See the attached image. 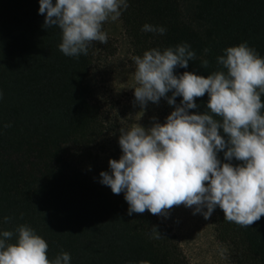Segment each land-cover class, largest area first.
<instances>
[{"label":"trees","instance_id":"16d2710c","mask_svg":"<svg viewBox=\"0 0 264 264\" xmlns=\"http://www.w3.org/2000/svg\"><path fill=\"white\" fill-rule=\"evenodd\" d=\"M38 7L0 0V229L27 225L47 242L49 259L67 252L70 264H189L157 215H129L123 193L98 182L120 153L110 114L94 102V42L87 55H63L58 29L43 26ZM119 20L133 57L190 45L196 58L175 74L207 76L224 48L245 41L264 57V0H128ZM145 23L166 32H143ZM207 99L194 98L199 107L189 111H205ZM158 106L164 118L173 110L163 98ZM214 211L215 238L235 264H264V215L241 226Z\"/></svg>","mask_w":264,"mask_h":264},{"label":"clouds","instance_id":"9594fccd","mask_svg":"<svg viewBox=\"0 0 264 264\" xmlns=\"http://www.w3.org/2000/svg\"><path fill=\"white\" fill-rule=\"evenodd\" d=\"M38 5L43 26L59 31V51L78 58L92 42L107 43L103 25L119 20L128 0H38ZM141 31L164 35L166 29L145 23ZM195 58L187 43L133 57L131 89L141 113L161 98L173 110L163 123L153 118L148 128L136 122L121 126V155L108 160L98 182L123 193L129 215L147 210L166 217L183 205L207 220L218 207L226 220L248 226L264 215V57L245 41L224 48L216 57L219 69L207 76L174 73ZM205 94L206 110L190 112L199 107L194 98ZM47 252V242L27 225L0 229V264H70L67 252L52 259Z\"/></svg>","mask_w":264,"mask_h":264},{"label":"rangeland","instance_id":"374dc122","mask_svg":"<svg viewBox=\"0 0 264 264\" xmlns=\"http://www.w3.org/2000/svg\"><path fill=\"white\" fill-rule=\"evenodd\" d=\"M108 40L105 44L94 42L95 54L90 71L94 102L110 114L115 126L116 148L118 129L130 127L135 122L148 128L155 121L163 123L164 117L158 104L148 103L141 113L133 96L134 71L132 51L120 20L104 23ZM158 218L177 237L180 248L189 264H235L229 249L220 244L214 233L215 211L205 220L200 214L183 205L173 206L168 215Z\"/></svg>","mask_w":264,"mask_h":264}]
</instances>
